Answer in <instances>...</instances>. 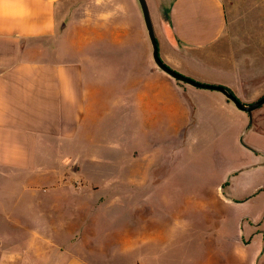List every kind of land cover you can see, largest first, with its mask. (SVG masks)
I'll list each match as a JSON object with an SVG mask.
<instances>
[{
    "label": "rangeland",
    "instance_id": "1",
    "mask_svg": "<svg viewBox=\"0 0 264 264\" xmlns=\"http://www.w3.org/2000/svg\"><path fill=\"white\" fill-rule=\"evenodd\" d=\"M162 1L147 0L163 61L200 82L226 80L240 101L254 102L251 98L264 86V0H222L228 16L225 37L191 51L171 46L163 36L167 9ZM62 20L58 29L65 51L96 67L89 73L103 81L93 130L98 145L120 151L118 163H112L111 156L98 162V149L84 142L62 151V161L72 160L71 174L85 168L90 187L85 196L78 192L83 182L73 183L77 191L69 188L79 196L66 197L65 205L68 200L71 205L86 204L80 212H70V223L79 224L84 234L98 224L99 237L134 226L130 237L136 245L130 260L160 256L164 264H264L256 261L264 253V189L252 190L264 188V174L245 181L244 172L238 173L248 165L242 148L250 138L248 133L243 143L236 142L229 123L235 118L210 97L223 94L184 84L191 93H185L184 103L195 109L194 115L181 132L171 126L168 115L167 130L159 133V122H152L132 97L127 107L126 84L130 78L148 76L147 64L151 77L167 75L153 60L138 0H71L63 5ZM85 45L86 53H79ZM112 63L116 66L109 70ZM260 143L264 139H258ZM2 184L8 206L15 191L18 207L28 205L25 189L9 179ZM29 242L23 239L21 245L7 247L11 264H45L47 253H60L56 246Z\"/></svg>",
    "mask_w": 264,
    "mask_h": 264
},
{
    "label": "crops",
    "instance_id": "2",
    "mask_svg": "<svg viewBox=\"0 0 264 264\" xmlns=\"http://www.w3.org/2000/svg\"><path fill=\"white\" fill-rule=\"evenodd\" d=\"M70 1L0 0V264H11L7 247L21 245L23 239L33 246L41 241L60 249L56 257L47 253L45 264H121L125 259L124 264H164L160 256L129 259L136 245L130 237L134 226L99 237L98 224L84 234L79 224L70 223V212H80L86 204L71 205L68 200L65 205V198L79 193L85 196L90 187L81 162L80 170L71 174L72 160L62 161V151L84 142L90 149H98V162L106 156H111L112 163L120 161V151L99 146L93 131L103 81L89 73L96 67H90L82 58L75 59L64 49L65 40L58 28L62 27L63 5ZM161 6L167 9L161 25L163 36L179 50L206 49L227 33L228 16L222 0H163ZM138 31L144 33L141 23ZM80 50L86 53L87 45L80 46ZM115 66L112 63L109 70ZM147 73L127 82V107L132 97L152 122H159V133L167 130L168 115L171 126L182 131L195 113L188 102L184 103L185 93L190 91L185 83L172 81L168 75L151 77L149 64ZM219 81V85L230 88L226 80ZM263 94L264 86L251 100ZM210 97L235 118L229 123L235 128L236 142L243 143L249 133L250 139L242 148L249 162L238 170L244 172L242 180L264 174V144H257L258 139H264V105L250 117L224 95ZM56 150L59 159L55 158ZM7 179L28 192V205L18 207L16 191L13 204L8 206L3 201L2 182ZM74 182L84 183L77 194L69 189L77 191ZM260 187L252 190L264 189ZM254 221L261 224V219ZM24 234L29 237L24 238ZM257 256L256 261L264 262V253Z\"/></svg>",
    "mask_w": 264,
    "mask_h": 264
},
{
    "label": "water",
    "instance_id": "3",
    "mask_svg": "<svg viewBox=\"0 0 264 264\" xmlns=\"http://www.w3.org/2000/svg\"><path fill=\"white\" fill-rule=\"evenodd\" d=\"M138 2L142 11L144 23L152 45V57L159 69H161L163 72H165L167 75H169L178 82L185 83L196 88L218 91L222 93L227 98L228 101H231L236 106L237 109L248 113L250 117L255 110L259 109L261 106L264 105V94L260 96L256 101L250 104H246L240 101L232 92L228 90L227 87L219 84H209V83L197 81L173 69L168 64H166L160 56L159 45L155 35L154 26L147 0H138Z\"/></svg>",
    "mask_w": 264,
    "mask_h": 264
},
{
    "label": "trees",
    "instance_id": "4",
    "mask_svg": "<svg viewBox=\"0 0 264 264\" xmlns=\"http://www.w3.org/2000/svg\"><path fill=\"white\" fill-rule=\"evenodd\" d=\"M230 92H232L230 89H228ZM233 93V92H232Z\"/></svg>",
    "mask_w": 264,
    "mask_h": 264
}]
</instances>
